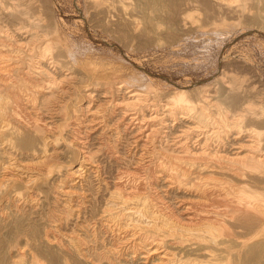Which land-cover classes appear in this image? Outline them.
<instances>
[{
	"label": "bare ground",
	"instance_id": "obj_1",
	"mask_svg": "<svg viewBox=\"0 0 264 264\" xmlns=\"http://www.w3.org/2000/svg\"><path fill=\"white\" fill-rule=\"evenodd\" d=\"M146 1L150 12L158 9L157 0ZM179 3L166 14L172 38L187 27ZM221 3L205 0V16ZM27 12L29 2H16L2 15ZM131 17L127 23L138 27ZM23 27L0 36V264H21L5 256L6 232L17 244L25 235L17 251L29 264L38 262L34 249L61 256L60 264H103L110 256L128 264H264L259 91L241 86L242 78L224 84L217 77L216 87L188 93L179 86L170 94L180 101L158 104L151 99L156 89L132 87L112 73L101 80L78 76L73 67L63 71L65 65L48 56L53 42L32 46L38 35ZM204 27H196L198 33ZM11 42L19 56H8ZM65 91L43 115L47 95ZM109 162L117 164L114 172ZM49 201L55 206L47 210L50 226L39 235V207ZM96 248L101 251L93 253Z\"/></svg>",
	"mask_w": 264,
	"mask_h": 264
},
{
	"label": "rangeland",
	"instance_id": "obj_2",
	"mask_svg": "<svg viewBox=\"0 0 264 264\" xmlns=\"http://www.w3.org/2000/svg\"><path fill=\"white\" fill-rule=\"evenodd\" d=\"M111 1L99 0L92 4L89 0H0V36L5 37L6 32L9 33L17 26L23 25V29L38 35L32 40V46L35 42L36 45L39 44L40 41L53 42L48 56H56V60L65 65L63 71H67L68 67H73L78 76L90 73L95 76L100 75L101 80L104 76L116 75L128 85L131 83L132 87L141 88L143 86V89L146 87L147 89L150 87V90L156 89L155 96L151 99L158 104H166L171 100H175V103L180 101V98L175 99L174 95L170 94L179 86L189 89L188 93L196 91L194 87L205 85L216 87L218 83L212 82L217 77L223 78L224 84L235 78H242L241 86H253L259 91L258 96L264 102V0H245V2L221 0L220 11L217 7L216 11L208 10L212 12L210 17L205 16V0H182V3L178 5L184 9L180 15L187 27L180 30L176 38L169 36L166 14L167 10L177 5L178 0H157L158 9L152 12L147 8L146 0H121L122 2L119 0V7L111 4L118 0ZM16 2H29L30 12L21 13L19 16L17 14L15 18L10 19L3 17L2 14L9 12L11 4ZM123 4L127 7L133 5L130 8L135 11L129 7L126 11L127 7ZM121 5L125 10L121 8ZM226 5H232L235 9H227ZM22 6L21 4L20 7ZM102 6L106 8L102 10ZM127 13L128 17L133 15L131 17L132 20L134 19L133 23L138 24V27L135 26L136 29H133L135 28L133 24L127 23ZM218 18L222 19V24L219 23ZM160 23L163 25L160 26ZM202 26H205V30L198 33L199 30L196 27L203 28ZM14 45V42L7 45L9 49H12L8 52V56H19ZM66 48L70 49L72 55L67 54L69 50ZM78 81L82 85L84 78ZM69 93L65 91L61 94L47 95L46 102L44 101L41 109L43 115L49 114L58 102L59 95L66 98ZM73 102L72 99L68 100V103L66 101V106L70 107ZM163 113L166 114L168 111H163ZM171 141L165 143L168 144ZM192 141L194 137L189 142L193 145L196 140ZM60 159L68 162L67 159L70 157L64 155ZM217 163L220 166L223 165L222 162V164ZM116 167L117 164L114 162L107 163V168L112 172ZM221 171L227 175L225 170L221 169ZM224 176L223 174L220 177ZM52 204L51 201L44 202L39 207L42 215L40 220L37 219L39 235L45 227L50 226L51 221L47 218V210L51 207L55 208ZM235 230L242 231L239 227ZM14 235L11 232H6L5 236L2 235L5 243L3 245L5 256L9 260L14 259L21 264H29L30 257L21 256L17 251L19 249L17 247L23 244L25 235L17 236L20 244L15 242ZM236 237L240 238L237 235ZM8 248L13 251L11 256L7 254ZM98 249L101 251L100 248H96L93 253L99 252ZM33 253L38 257V262L35 264H40L41 261L45 262L42 264L61 263V256L53 259L48 253L39 249H34ZM101 260L103 264H128L114 256H110L109 259L101 258ZM70 264L79 263L71 260Z\"/></svg>",
	"mask_w": 264,
	"mask_h": 264
}]
</instances>
